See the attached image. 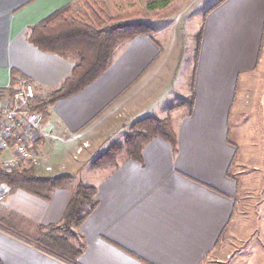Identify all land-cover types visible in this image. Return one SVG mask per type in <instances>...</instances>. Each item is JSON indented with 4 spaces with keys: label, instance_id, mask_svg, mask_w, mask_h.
Masks as SVG:
<instances>
[{
    "label": "crops",
    "instance_id": "1",
    "mask_svg": "<svg viewBox=\"0 0 264 264\" xmlns=\"http://www.w3.org/2000/svg\"><path fill=\"white\" fill-rule=\"evenodd\" d=\"M75 4L0 0V93L11 87L13 72L41 97L71 74V57L40 51L28 34L31 26ZM165 10L172 16L166 28L122 43L105 74L50 108L36 172L74 177L134 121L166 119L158 115L166 113L177 81L182 86L185 78L178 76L186 65L181 38L200 31L192 91L198 92L206 34L239 36L247 44L238 48L250 51L251 66L235 72L226 113L232 110L238 130L252 127L263 134L229 141L213 131L201 138L206 123L171 119L177 149L154 138L143 148L142 161L129 157L117 168L89 172L85 185L97 190L99 203L81 226L67 231L60 227L80 183L72 181L49 199L11 188L0 202V264H264V118L256 122L260 126L256 118L243 127L237 120L247 101L238 95L241 82L253 97L250 105L264 115V0H171L150 12Z\"/></svg>",
    "mask_w": 264,
    "mask_h": 264
},
{
    "label": "trees",
    "instance_id": "2",
    "mask_svg": "<svg viewBox=\"0 0 264 264\" xmlns=\"http://www.w3.org/2000/svg\"><path fill=\"white\" fill-rule=\"evenodd\" d=\"M77 3L82 9L75 10L73 5H67L29 28V43L42 52L71 57L75 64L71 74L57 89L46 97L31 98L29 112L40 114L45 123L49 119L50 108L57 101L82 92L109 70L115 52L122 43L138 36H152L155 32L151 25L133 21L141 15L137 9L130 14L109 15L103 2L77 0ZM170 4L171 0H150L147 9L161 10ZM202 37L203 32L200 31L197 35V52L200 50ZM21 81L22 77L13 72V86L1 92L12 95L16 90L14 86L23 84L19 83ZM25 82L32 84L30 81ZM130 129L125 146L129 157L136 161H142L143 148L154 138H161L173 150L177 149V134L170 118L146 116L134 122ZM120 148L121 145L119 148L116 145L110 147L107 153L92 162V167L95 169L102 168L105 164H115ZM72 178L71 175L40 176L33 167L27 165L11 173L0 169V183L8 185L10 189L22 188L43 199H49L55 190L69 185ZM98 203L97 190L80 183L70 199L60 228L67 231L73 225L81 226Z\"/></svg>",
    "mask_w": 264,
    "mask_h": 264
},
{
    "label": "rangeland",
    "instance_id": "3",
    "mask_svg": "<svg viewBox=\"0 0 264 264\" xmlns=\"http://www.w3.org/2000/svg\"><path fill=\"white\" fill-rule=\"evenodd\" d=\"M93 1L103 2L105 4V10L109 15L130 14L134 9H137L140 11L141 15L134 18L133 21L147 23L155 30L157 28H166L172 20V16L170 13H167L166 10L159 13L150 12L147 9L149 0ZM74 8L75 10L82 9L81 5H78V3L74 5ZM167 35L169 36L168 31ZM197 35L198 33L193 35L184 34L181 38L180 47L182 48L183 59L185 60L186 65L183 69L181 67L178 76L179 78H182L183 76L185 78L182 86H179V82L177 81L176 92L166 103V113H161L158 116H165L164 118L174 119L176 124L182 118H184L182 120L206 123V125H201V138L207 136L212 137L213 131H215L218 136H220L221 132H223L224 136H227L229 141H233L235 138H237L236 140L249 137L256 139L257 135L263 134H258L261 132V130H258L257 134H255L254 128L252 127L250 130L248 128H245L243 131H241L242 128L238 130L235 128L237 127L235 122L232 121V110L230 109L229 113H226L230 103V87L232 83H235V80L238 76L235 72L239 71L243 73L249 68V66H251L249 65L250 51H243L242 49L238 48V46L240 47L242 43L244 45L247 43L241 42V38L239 36L233 37L232 35H218L216 32L211 34L207 33L203 52V62L202 64L200 63V66L198 67L199 72H201V76L199 82H197L198 76L196 80L198 92H194L192 91V85L194 84L195 87L197 69L195 67L198 65V62L195 61L196 46L198 44ZM185 69L187 70V74H185ZM185 90L190 92V95L194 93V95H192L193 98H189L190 95L188 96L187 93H185ZM238 95L240 100H247L244 110L241 112L240 116L237 117L241 127H243L245 123L251 121L252 118H256L257 121L254 123L256 126H260L258 123H260V121H262L264 118L263 112L260 109L255 108V106L252 107V104L254 103L253 97L250 95V93L244 92V87L242 88V82L240 84V92ZM251 97L252 104L250 105ZM134 122L127 127L125 134L120 137L121 139H116L113 142L115 144L112 143V145H103L98 150V153L93 158V161L107 153L109 148L115 145L118 148L119 145H121V148L116 155V166L115 164H105L102 168H117L121 162L128 159L129 154L125 146V140L126 135L131 131L130 128ZM256 122L258 123L256 124ZM91 162L84 163V168L81 170V172L72 178L74 183L78 184L83 182L84 185H87V177L89 172L99 171V169L103 170L102 168L94 169L91 165ZM73 182H71V184H73ZM61 242L66 244L64 241H57L55 244L58 245Z\"/></svg>",
    "mask_w": 264,
    "mask_h": 264
},
{
    "label": "built area",
    "instance_id": "4",
    "mask_svg": "<svg viewBox=\"0 0 264 264\" xmlns=\"http://www.w3.org/2000/svg\"><path fill=\"white\" fill-rule=\"evenodd\" d=\"M37 96L36 88L27 83L16 88L12 95L0 93V169L11 173L30 166H41L37 146L46 137L47 126L43 117L28 110L31 98ZM89 147L88 143L79 148L75 159ZM52 170L51 167L46 168ZM10 192V187L0 183V202Z\"/></svg>",
    "mask_w": 264,
    "mask_h": 264
}]
</instances>
